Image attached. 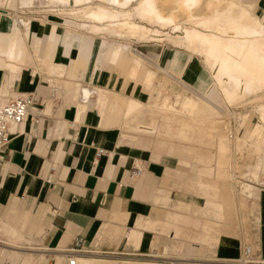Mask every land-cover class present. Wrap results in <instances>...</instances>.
<instances>
[{
  "label": "crops",
  "instance_id": "obj_1",
  "mask_svg": "<svg viewBox=\"0 0 264 264\" xmlns=\"http://www.w3.org/2000/svg\"><path fill=\"white\" fill-rule=\"evenodd\" d=\"M17 1L32 0H0V104L16 94L31 95L33 104L0 149V264H57L76 238L81 260L139 255L235 264L248 239L264 261V189L241 180L257 183L264 161L237 153L233 135L230 152L219 153L213 109L200 105L190 117L154 103L156 89L189 86L195 99L229 109L215 86L206 89L202 58L205 67L163 42L130 43V52L123 41L59 15L61 23L22 19V28L2 5ZM256 1L242 4L262 33ZM135 167L141 171L131 175ZM250 200L256 215L247 236L236 235L235 211Z\"/></svg>",
  "mask_w": 264,
  "mask_h": 264
},
{
  "label": "bare ground",
  "instance_id": "obj_2",
  "mask_svg": "<svg viewBox=\"0 0 264 264\" xmlns=\"http://www.w3.org/2000/svg\"><path fill=\"white\" fill-rule=\"evenodd\" d=\"M49 1L53 4L54 1L60 2L63 6H71L73 3L72 19L79 21L82 26H87L95 35L128 40L121 43L130 52V43L136 40L163 42L168 38L191 54L201 56L205 66L215 70L210 73L212 75H208L209 82L206 89L215 86L229 106H239L249 97L260 104L256 123L251 124L246 114L240 116V126H243L245 131L236 139L235 150L248 149V154L251 153L249 159L252 160L257 156L264 161V34L260 31L262 22L241 4L242 0ZM166 28L170 31L159 35L160 30ZM186 89L192 90L189 86H186ZM82 93L87 97L86 91L83 90ZM155 95L156 105L190 117L195 116L200 105L203 108L213 109V112L217 113L212 123L214 127L219 128L217 131L220 138L219 153L230 152L228 147L231 136L230 124L223 118L230 113L228 108L212 105L205 98L195 99L194 94L183 96L164 89H156ZM209 136L211 139V133ZM262 183H264L263 177L254 184ZM77 262L78 264H120L106 259L81 260L79 256ZM124 263L140 264L134 260Z\"/></svg>",
  "mask_w": 264,
  "mask_h": 264
},
{
  "label": "rangeland",
  "instance_id": "obj_3",
  "mask_svg": "<svg viewBox=\"0 0 264 264\" xmlns=\"http://www.w3.org/2000/svg\"><path fill=\"white\" fill-rule=\"evenodd\" d=\"M95 2H97V1H95ZM242 2H244V0H242ZM242 2H241V4H242ZM133 3H135V2H133ZM60 4H61L60 2H56V1H54V4H53V2H51L49 0H32L30 4H21L19 1H17V4L15 5V7L4 6V4H2V5L12 15H17V17H15V18L18 19V21L21 24V27L25 28L23 23H21L22 19H28V21H30V22H39L38 20L40 19V20H44V21L47 22V21L52 20L53 18L54 19H58L57 15L62 16L65 19H72L71 18V16H72V7L71 6H73V3H71V6L70 5L69 6L68 5L67 6H63V4H61L62 5L61 6ZM256 5H257L258 9H255L254 12L255 13H260L261 11L263 12V10H264V0H261V2L259 0L258 3L256 1ZM0 6H1V4H0ZM231 11H232V9H231ZM57 21L59 22L60 20L58 19ZM61 22H62V20L60 21V23ZM62 30H64L65 33H66V29L64 27H62ZM167 31H170V30L168 28H166L164 30L161 29L160 32H159V35L164 34ZM176 33H180V32H176ZM262 33L264 34V31H262ZM122 40H124L123 42H127L128 41L126 39H120L119 41H122ZM135 42L136 43L132 42L133 47H138L140 49V48H144L146 45L151 46V45L156 44V42H160V41H150V43H142L141 41H137L136 40ZM163 42L167 43V44H165L167 49H171L172 48L171 45L180 47V46H178L176 43H174L172 40H170L168 38H166ZM187 52H189V51H187ZM194 57H197L200 60V62L202 63V65H203V62L201 60V56H199V55L196 56L195 55ZM206 68H207L209 74L211 72L213 73L215 71L213 69L212 70L209 69L208 67H206ZM154 71H156V70H154ZM156 73H157V76H158L159 72L156 71ZM210 75H212V74H210ZM169 92H179V93L184 94V95H190V96L192 95V93L189 90L185 89L184 87L181 88L180 91H175L174 89H171ZM221 95H222V93H221ZM227 106H229V105H227ZM259 106H260V104L257 101H253L252 97L251 98L249 97V99H247L243 104H241L239 106H229L230 113L228 115H225L227 117H223V118L226 120V122H229V124H230L229 128L231 129V135H233L234 139H238L239 137H241V135L245 131L244 127L240 126V123H241L240 116L246 114L250 118V119L249 118L248 119H249L251 124L256 123V121L258 120V116H259V108H260ZM148 111H149L148 108H144V112H145V115L147 117H149ZM235 135H236L237 138H235ZM234 139H233V141H234ZM246 150H247V152H246ZM246 150L243 148L241 150H236V151L240 155H244V153H245V155L247 156L246 159H249V155L251 153L248 154L249 153L248 149H246ZM240 171L243 172V173H247L248 172L247 168H245V167H242L240 169ZM240 171H236V173H235L238 176L236 179H239V180H240V178H239L240 177ZM241 180L242 181H248V182L254 184L253 181H251L248 177H242ZM234 185H235L234 189L236 190L234 192L238 196L239 195L238 193L241 190L240 189V182L235 183ZM251 201L252 200L248 201V206L249 207H248L247 210H244V209L243 210H240V209L237 210L236 209V211H235L236 215H235V220H234V227H235V234L236 235L241 234L244 237L247 236L250 219L253 220V217H254V215H256V212H257L256 211L257 206L256 205H254V206L251 205V203H250ZM249 211H250V213H249ZM243 214L246 216L245 220L243 219ZM246 242H247V244L249 246L252 247L253 253H254L255 245H253V243L249 242L248 239L246 240ZM239 257H240V255L238 257H236V259H238ZM95 258L112 260V261H116V262H118L120 264H125L124 262L129 261V260L153 262V263H157V264H165L166 261H168L170 259H173L170 256H164L162 258H156V257L139 256V255H129V256H126V257H123V258L105 257V256L104 257L100 256V257H95ZM168 258H170V259H168ZM252 259L254 261L258 262V263H255V264H264V261H262L259 258H256L254 255H253ZM177 264H180V263H177Z\"/></svg>",
  "mask_w": 264,
  "mask_h": 264
},
{
  "label": "built area",
  "instance_id": "obj_4",
  "mask_svg": "<svg viewBox=\"0 0 264 264\" xmlns=\"http://www.w3.org/2000/svg\"><path fill=\"white\" fill-rule=\"evenodd\" d=\"M33 97L29 94L9 97L0 105V149L9 141L10 137L18 133V126L28 117L32 108ZM140 168L135 167L131 175H138ZM264 180V177H263ZM264 189V183L256 184ZM82 251L81 239H74L70 248L61 250L58 264H78L77 256ZM253 249L246 245L243 247L240 257L232 262L235 264H255L252 259ZM56 263V262H55Z\"/></svg>",
  "mask_w": 264,
  "mask_h": 264
}]
</instances>
